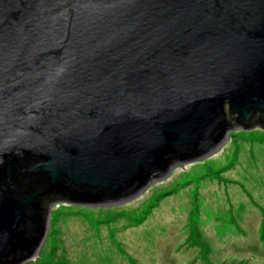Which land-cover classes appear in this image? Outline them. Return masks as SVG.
<instances>
[{"label":"water","instance_id":"water-1","mask_svg":"<svg viewBox=\"0 0 264 264\" xmlns=\"http://www.w3.org/2000/svg\"><path fill=\"white\" fill-rule=\"evenodd\" d=\"M253 128L264 0H0V264L52 205L133 200Z\"/></svg>","mask_w":264,"mask_h":264},{"label":"rangeland","instance_id":"rangeland-1","mask_svg":"<svg viewBox=\"0 0 264 264\" xmlns=\"http://www.w3.org/2000/svg\"><path fill=\"white\" fill-rule=\"evenodd\" d=\"M47 225L22 264H264V130L229 131L133 200L54 204Z\"/></svg>","mask_w":264,"mask_h":264},{"label":"trees","instance_id":"trees-1","mask_svg":"<svg viewBox=\"0 0 264 264\" xmlns=\"http://www.w3.org/2000/svg\"><path fill=\"white\" fill-rule=\"evenodd\" d=\"M48 198H49V195H47V197H45V199H48ZM61 203H63V202H61ZM56 204H58V203H56ZM12 264H19V263H12Z\"/></svg>","mask_w":264,"mask_h":264}]
</instances>
